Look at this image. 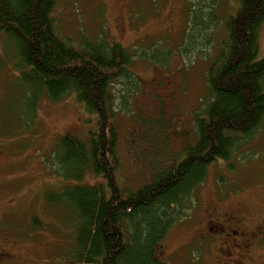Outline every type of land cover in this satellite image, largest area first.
<instances>
[{"label":"rangeland","instance_id":"rangeland-1","mask_svg":"<svg viewBox=\"0 0 264 264\" xmlns=\"http://www.w3.org/2000/svg\"><path fill=\"white\" fill-rule=\"evenodd\" d=\"M192 1L59 0L54 8L59 36L75 48L103 37L133 55L131 69L140 90L125 108L117 102L114 112L120 162L115 177L122 189L151 184L194 141V112L209 99L206 72L227 39L224 23L235 14L238 2L213 0L217 23L211 44L204 46L198 37L195 54L187 58L178 49ZM5 40L0 35V250L10 256L0 264H65L73 248V230L64 212L48 209L43 200L45 191H55L61 183L48 162L60 137L87 139L96 130L95 121L74 94L56 103L42 97L34 124L27 129L20 117H29L34 110L18 81L15 49ZM258 49L259 60L264 56V22ZM97 180L88 176L82 184ZM193 200L186 218L157 246L161 264H214L221 258L217 251L221 236L214 237L218 228L204 224L207 207L221 214L239 209L264 212V118L238 155L208 168Z\"/></svg>","mask_w":264,"mask_h":264},{"label":"trees","instance_id":"trees-1","mask_svg":"<svg viewBox=\"0 0 264 264\" xmlns=\"http://www.w3.org/2000/svg\"><path fill=\"white\" fill-rule=\"evenodd\" d=\"M58 1L0 0V35L15 49L18 81L34 110L20 117L27 129L42 97L56 103L74 94L95 121L87 139L60 137L48 162L61 183L45 191L43 200L48 209L62 210L73 230L65 264H161L156 248L186 218L208 168L229 163L262 124L264 56L257 57L264 0H236L235 14L224 23L227 39L206 72L209 99L194 112L193 143L151 184L132 191L122 189L115 177L120 162L114 112L117 102L125 108L140 90L131 69L133 55L103 37L75 48L55 26ZM213 2H188L190 17L178 49L182 56L195 54L198 37L204 46L211 44L217 23ZM88 176L98 180L83 185Z\"/></svg>","mask_w":264,"mask_h":264},{"label":"flooded vegetation","instance_id":"flooded-vegetation-1","mask_svg":"<svg viewBox=\"0 0 264 264\" xmlns=\"http://www.w3.org/2000/svg\"><path fill=\"white\" fill-rule=\"evenodd\" d=\"M205 212V226L216 225L214 237L221 236L217 248L221 258L214 264H264V212L239 209L221 214L212 207ZM6 256L10 255L0 250V260Z\"/></svg>","mask_w":264,"mask_h":264}]
</instances>
